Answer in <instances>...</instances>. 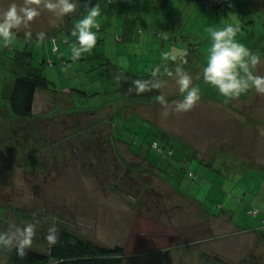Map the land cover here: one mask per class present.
I'll list each match as a JSON object with an SVG mask.
<instances>
[{"label":"rangeland","instance_id":"rangeland-1","mask_svg":"<svg viewBox=\"0 0 264 264\" xmlns=\"http://www.w3.org/2000/svg\"><path fill=\"white\" fill-rule=\"evenodd\" d=\"M134 1L139 2V0H128L131 3ZM197 1L203 8H198L193 15H187L183 18V22L176 23L177 30L172 35L162 29L166 18L163 13L154 15L159 19H153L150 13H146L145 17L140 18L144 28V41L155 33L159 40L169 36L170 39L165 38V40L173 43V49L175 47L184 49L185 44L189 45L193 40L196 42L194 44L196 48H193L190 55L197 60L198 67L202 70L206 64L203 60L207 58L211 45L210 34L207 31L209 26L233 24L239 29L236 39L261 56V63L257 65L256 73L264 75V0H249L250 4L233 0V6L222 12L215 8L209 10L203 0H193L192 4L195 5ZM17 2H22V0H17ZM98 4L102 11L101 16L97 18L99 28L93 29L97 32L96 48L109 51L106 56L110 58L106 61L100 58L95 59L96 55L100 56L96 53L92 60L86 62V67L71 61L64 68L61 63L62 57L58 53L52 57L57 61L56 66L63 69L62 76L55 74L52 70L54 68L44 66L49 79L54 82L55 87L59 86V89L84 88L87 86L85 82H88L89 96L83 93L86 100L77 104L78 111H68L69 113L66 112V114L52 118L39 119L37 117L16 120L10 117L6 106H3L1 101L3 98L1 96L4 94L2 88L5 79L12 80L14 83L16 75L14 67L9 68V61H12L17 52L12 50L13 44L19 43L18 40L22 39L14 37L12 44L0 45V105L3 106L0 108V231L7 230L13 223L23 226L39 221L36 228L37 235L33 239L31 248L48 251L50 244L46 236L49 227L55 225L59 236L63 226H68L90 237L99 245H122L125 248L124 264H163L160 258H150L152 256L149 254L157 253L156 250L144 251V244H146L145 247L149 244L144 243L141 237L144 238V232L148 235L153 234L152 232L158 235L161 228L168 226L170 222L174 236L173 241L167 240V244L179 243L178 237L181 236L186 241H191V237H195L193 233L199 231L198 222L192 217L194 215L197 217L194 211L197 203L192 198L179 195L165 186L162 187L148 180L149 176L145 174L149 172L145 165L147 161L144 160L146 166L144 167L140 162L143 157L134 156L131 152L141 151L148 161L156 165L160 164L162 176L165 174L167 177H172L174 184L180 187L181 191L203 201L211 212L221 214L230 211L232 213V216L229 214L228 218H223L225 221L214 225L212 232L214 247L218 244L222 249H228L229 264H264V237H262L264 234V123H255L254 126L250 122L252 124L250 125L251 119L244 120L241 117L243 112L244 114L252 113L253 110L261 111V115H264V94H259L252 89L250 91L252 99L250 97L241 98L238 102L232 103L235 114L230 111L231 115L226 109L223 110L224 103L212 102L209 105L202 100L192 110L177 113L173 111L174 102L182 99V96L179 91L173 92L172 90L168 92L177 94L168 96L169 103L166 106L155 100L154 103L141 104L140 101L121 108L122 98H120L114 100V106L118 109L116 112H113L109 104L100 108L99 111L88 112L92 104L94 105L109 94L107 89L103 88L101 78L94 77L93 72H88L87 69L93 66L97 68L104 66L130 71L128 66L123 64L129 55L138 54V57L134 59L141 61L144 58L142 66L146 72L153 67L148 62L158 57L164 60L162 53L167 50L166 48L159 52L144 47L142 51V47H139L137 48L138 53H129L128 42L122 34L124 29L117 28V25L120 26L127 21L120 19V22L116 23L113 19L111 22V15L106 12V9L112 7L113 0H99ZM40 10L43 12V17L36 18L39 22L36 24L33 21L30 25L38 26L46 19L52 26L65 21L43 6ZM51 14L54 19L50 20ZM145 20L146 24H144ZM68 24L70 26L68 30L72 34L75 23L68 22ZM182 26L185 27L184 33L180 31ZM117 36L123 39L120 41ZM74 38L76 42V37ZM68 46L72 47V42ZM31 48L34 47L31 46ZM39 48L37 47L34 52L36 53ZM50 48L47 43L43 50ZM62 48L65 54L63 58L68 59L70 54L66 51V45ZM91 51L95 52L93 49ZM44 53L47 52L44 51ZM83 55L85 58H91L93 54L90 52ZM108 60L112 64H107ZM199 72H201V86L205 88L206 83L203 81L202 71ZM92 83H96L108 95L106 93L92 94L94 88H97L90 85ZM201 86H199L200 89ZM109 90L111 94L112 91ZM210 90L218 93L212 86ZM58 95L65 96L63 92ZM111 95L116 97V94ZM121 95L124 97L125 93ZM47 97L51 98L44 92H39L36 112L46 109L44 100ZM98 98L100 99L97 100ZM4 99L7 98L4 96ZM60 101L72 106L66 98ZM206 110L218 111V113L221 111L222 114L217 115L218 120L212 119L207 117ZM122 116H135L134 123L130 124L127 118L123 119ZM144 116L154 119V122L161 124L160 126L169 133L170 141L165 142V145L166 149L173 148L172 156L165 152L164 154L159 153L152 148V142L155 139L161 141L162 137L152 131L151 126H144L140 122ZM240 117L241 120H238ZM128 120L131 119L128 118ZM259 125L260 130L258 131L256 128H259ZM96 126L100 131L98 133H95V129V132L90 129ZM115 130L122 140L114 136L116 135ZM229 131L232 133H228ZM255 131L258 133L256 134ZM259 135L261 140L256 143ZM98 137H101V140ZM112 137L116 143L114 144L116 149L109 144ZM12 140L15 142L10 143ZM123 140L131 147V151L128 150ZM226 142L235 148L239 160L230 156L225 162L216 160L217 165L207 166L204 160L210 159V155L207 156V154L214 151H210L212 144L216 143L220 148ZM257 145H261V148H256ZM219 154H225V152L219 151ZM235 163H239V168ZM187 168L198 173L204 182L192 179L188 175ZM105 190L111 191L112 195L106 196ZM100 194L106 196L105 203L109 202L107 206L111 210L102 209L98 214L94 205L96 202L103 201ZM254 207L261 210L260 215L254 216L250 213ZM121 208H124V211ZM113 209L120 213V218L122 217L120 224L116 223L115 219V225L111 224L107 219L109 218L108 212L113 213ZM122 212L130 213V218L125 214L130 221L132 217L135 222L142 219L141 228L144 227V214L154 219L162 217L164 221L148 222L147 229L144 230L135 223L129 225V220L124 223L125 216L121 215ZM231 217L235 220L233 221ZM133 225L139 229H135L132 235ZM225 230H228L227 233ZM179 248L180 246H174L172 250H181ZM9 249L0 247V264H12L7 258L6 252ZM213 255L220 256V252L213 251Z\"/></svg>","mask_w":264,"mask_h":264},{"label":"crops","instance_id":"crops-1","mask_svg":"<svg viewBox=\"0 0 264 264\" xmlns=\"http://www.w3.org/2000/svg\"><path fill=\"white\" fill-rule=\"evenodd\" d=\"M10 2H11V0H0V10L6 9ZM113 3L114 4L112 5V7H110V8L108 7L106 9V12L110 13L111 22L113 21V19L116 23H119L120 19L121 20L124 19L127 21L124 24H120V26L117 25V28L119 29L121 27V29H124V32H122V34H124L123 38L126 39V41L128 42L127 49L129 51V53H138L137 48H139V47H142V49H143L142 51H144V47H147L148 50H152V51L157 50L159 52H162V51L166 50V48H167V50L165 52L169 53L170 55H175L177 57V60H175V61L171 60L170 58L168 60H162V58L158 57L154 61L148 62L149 64H152L153 67L151 68V70H148L146 72L144 71V67L142 66V60L144 61V58L141 61H136L134 59V58L138 57V54L129 55V57L127 58L126 62L123 65H127L128 68L130 69V71H133L136 73H141L144 75H149V74H151L154 67L157 65L160 66L162 73L164 72L165 68H168L174 72L175 71L174 63H177V64H180L192 76L193 84L198 85L199 79L201 77V72H199V71H202V70L199 69L197 60L195 58H193L192 55H190V53H189V50L192 51L193 48L195 49L194 44L196 42H193V40H192L191 44H189V45L185 44L184 49H180V47H175V49H173L174 48L173 43L165 40V38L169 40L170 39L169 36H166L164 39L162 38L159 40L157 38V34H155V33L152 36L147 37L144 41V38H143L144 28H143L142 22H140V18L145 17L146 13H150V16L153 19H159L157 17L155 18L154 15L163 13L166 18L164 20V25H163L162 29H164L165 32H168L172 35V34H174V31L177 30V27L175 26V24L179 23L180 21L183 22V18H185L189 14L193 15V13L198 8H203L201 3H198V1H197L196 4L194 5V4H192L193 0H143L141 2L142 3L141 4L142 9L141 10L139 9V7H135L131 2H128V0H119V1L113 0ZM219 12H222V11L219 10ZM42 13L43 12L41 11V15L38 16L39 18L43 17ZM72 14L66 16L67 19H65V17H63V19L65 21L59 25L56 24V26H54V25L52 26L51 24H48L49 21L47 22V19H46L43 21V23H39L38 26L30 25L29 28H20V29L15 30V31H16V33L17 32L20 33L23 31V34H25L24 36L27 35L26 33H31V35H29V36H32L33 34H38L41 32H43V33H46V32L56 33V35H61V36L62 35L65 36V34L70 35L71 33L68 30V29H70V26H69L68 22L70 24L75 23L85 13L78 16V18H76L75 20L70 21V20H68V18ZM209 15H210V13H209ZM38 17H37V19H38ZM210 17H212V16H210ZM51 18L54 19V16L52 14H51V16H49L50 20H51ZM34 21L36 24L39 22V20H36V18ZM146 23H147V21L144 22V24H146ZM180 31L182 33H184L185 27L182 26L180 28ZM67 33H69V34H67ZM72 37H74V36L72 35ZM123 38L122 37L118 38V40L121 41ZM194 40H196V39H194ZM150 43L153 44V46H151ZM72 44H74V42ZM71 49H72V47H70L68 45L66 46V51L69 54H71ZM98 51H101V52H98ZM90 52H87V53H90ZM108 52L109 51H107L104 48L102 50H97V48H96V52H94V53L99 54L100 56L97 55V57L100 58V57H105L106 55H108L107 54ZM64 55H65L64 52H62L60 56L63 58ZM82 59L83 60H80L79 61L80 63L78 62L77 65H80L81 61H83L84 67H86V65H85L86 59H89V58L85 59L84 57H82ZM158 61H161V62L158 63ZM184 61H187V63H184ZM11 69H13V67H11ZM90 70H93L92 74L94 77L101 78V80L103 82L102 86H103V88L107 89L108 93H110L109 89H111V91L114 92L119 88L120 83H121V75H120V72L116 69V67L113 68V67H104L103 66L101 68H97V67L91 68ZM195 70L198 71L197 72L198 74L196 73ZM55 71L60 76H62L63 69L57 67L55 69ZM255 71H256V69H255ZM160 78L162 80L167 81V83L162 88H160V94L165 95L166 98H168V96H175L177 93L172 94V92H168L169 90H172L173 92H178V87L174 83V78L167 76L166 73L164 75H162ZM7 85L9 88L7 87ZM85 85L89 86L88 82H85ZM90 85L97 87V88H94V91L92 94H94V93H104V94L106 93L107 94V92H103L97 86L96 83H92ZM110 85H113V86L111 88H108ZM87 86L84 88L87 89L88 88ZM93 86H91V87H93ZM13 87H14V83H12V80L8 81L7 79H5L4 85L2 88V91L4 92V94L1 96V97H3V98H1L2 99L1 101H7L10 99L12 92H13ZM85 89L82 90L83 93H86L87 96H89L88 91L87 90L85 91ZM251 90H249L246 94H243V96H241L240 98L235 99V100H231L230 102H227V103L225 102V99L220 100V101H213L212 99L207 98V96L201 90V100L204 101L205 104H209V105H211L212 102H222V103H224L222 105V106H224L223 110L226 109L227 112L230 114V111H232V113H234V111H233L234 108H233L232 103L238 102L241 98H244V99H246L248 97H250L251 99L253 98L252 95L250 94ZM65 91H68V93L67 94L63 93V95H65V96L60 97V95H58L60 93H58L57 91L38 89L37 93H36V97H35V109L37 106V96H38L39 92H44V94L51 96V98L47 97V99L44 100V102L47 106L45 110H40L41 112H38V111L36 112L34 109L35 118H37V117L39 119L40 118H50V117L52 118V117L60 116V114H64V113L66 114V112H68V111H66V109H69V108L71 109L74 106L77 107L78 103H80L82 100H86V99H84L83 93H82L83 98H81L80 96L71 98L70 95L72 93L76 92L73 90V88L66 87ZM4 96L7 99H4ZM65 98L72 103V106H69L66 103H63L60 101V100L64 101ZM99 99L100 98H98L97 100H99ZM103 100L105 101L106 97L103 98L102 100H99L98 102L103 101ZM38 101H40V99H38ZM154 101L155 100L150 101V102L154 103ZM121 103H122L121 104V108H122V107H124V103H123V101ZM146 103H148V101L141 102V104H146ZM107 104H109V106H112L113 112H116L118 110L114 106V101L107 103ZM125 105H127V104H125ZM3 106H5V105L3 104ZM105 106L106 105H104L103 107H105ZM1 107L2 106L0 105V108ZM54 108H56V109H54ZM52 109H54V110H52ZM99 110H100V108L94 110V106L91 105V110H89L88 112L93 113V112H96ZM207 112H208V113H206L207 117L209 116L212 119H217V120H218L217 115L222 114L221 111H219V113H218V111H213V110H210ZM252 113L247 112V113H245L246 114L245 115L243 112L241 117L244 120L246 118H249V120L251 119V121H249V123L251 122L252 124H254V126H255V123H259V122L264 123V115H261V111L259 112L258 110H253ZM208 114H210V115H208ZM9 116L13 117L11 115H9ZM122 117H123V119L127 118L126 120L130 124L134 123L133 119L135 116H130V117L122 116ZM241 117L238 120H241ZM13 118H15L16 120H21L18 117H13ZM128 118L131 120H128ZM140 122L143 123L144 126L145 125H148V127L151 126L154 130L164 129L160 126L161 124L158 125L156 122H154V119H151V118L146 117V116H144V119L143 120L141 119ZM251 123H250V125H252ZM241 125H244V124L241 123ZM240 128H243V127H240ZM90 129H92L93 132H95L94 131V129H95L96 130L95 133L100 132L97 130V126L91 127ZM243 129H245V128H243ZM256 129L259 131L260 125H259V128L257 127ZM258 131H255V133L257 134ZM115 132H116V135H114V136L117 139L122 140L121 138H119L117 136L118 132L116 130H115ZM228 133H232V131H229ZM260 133L261 132H259V134ZM237 135H238V133L236 134V136ZM68 139H69V137H68ZM98 139L101 140V137H98ZM260 140L261 139H260V135H259L256 139V143L259 142ZM14 142L15 141L12 140L10 143H14ZM61 142H63V141H61ZM124 142L128 146V150L131 151V147L128 145V143L126 141H124ZM69 143L70 142H68V144ZM227 143H229V142L224 143L223 146H221L220 148H218V144H216V143L212 144L210 151H213V150L214 151L211 154H207V156L210 155L209 160L208 159L204 160V162L207 166L217 165L216 160L217 161L220 160V162H225V160L228 159L230 156H234V157H236V159L239 160V158H238L239 155L236 152L235 148L231 144H227ZM109 144L111 147H114V149H116V147L114 146V144L116 145V143L114 142L113 137H112V141H109ZM258 147L261 148V145H257L256 148H258ZM219 151L225 152V154H219ZM131 152L134 154V156L139 155L141 158L143 157L142 160H140V162L143 165H144V160H145V162L147 161V163H145V165L147 166V169L149 170V172L145 173V174L147 176H149L148 180H150L151 182H155L156 184H160L162 187L165 186L170 191H175L179 195H184L186 197L192 198V199H194V202L197 203V204H195L196 208L194 209L195 214H197V217H196V215H194L195 217L194 216H192V217L194 218L195 221L197 220V222H198L197 226H198L199 231H197V233H193L195 235V237L194 238L191 237V239H190L191 241H186L183 238V236H181V237H178L179 243L174 242L175 243L174 244V243L170 242L167 244V240L171 239V241H173L172 239L174 236L173 235L174 231H173L172 227H170V225H171L170 222H168V226L161 228V232L158 233V235H156V233H154V232H152L153 234H150V235H148L144 232V238L141 237V239H142V241H144V243L148 242L147 244H149L148 247H145L146 244H144V251H155V250L157 251V253H150L149 255L152 256L150 258H154V257H156L158 259L160 258V261L162 259L163 264H166V260H167L166 258L168 256L171 257L172 264H223L224 259L227 261V259H229L228 249L227 248L222 249V247L218 246V244L216 247H214V244L212 242V239H213L212 232L214 230V228H213L214 225L219 224L220 221H225V219L223 220V218H228V215L232 214V213L227 212V211H225V213H221V214L211 212L210 208H208L206 205H204L203 201L181 191L180 187H178L176 184H174V182H173L174 180L172 177H167L165 174H163L164 176H162L161 175V173H162L161 169L159 168L160 167L159 163H157V165H156L153 162L148 161V159L145 156H143L141 151H138V152L131 151ZM145 165H144V167H146ZM235 165H236V167H238L239 163L238 164L235 163ZM166 166L169 167V165H167V164H166ZM109 194L112 195V192L109 190H105V195L111 196ZM99 196L101 198H103V201L102 202H96V205H94L96 212L99 214L102 209L111 210L107 206V205H109V202H108V204L105 203L106 201L104 199L106 198V196H103L102 194H100ZM164 197L168 198L165 195H164ZM104 204H106V205H104ZM198 204H199V206H198ZM121 209H122V211H124V208H121ZM129 210H131L130 207H129ZM108 213H109V218H107V219H108L109 223H111V224L113 223L115 225L114 219L116 220V223L120 224V222H122V217L120 218V216H119L120 213H118L116 209H113V213H112V211H109ZM130 213H131V211H130ZM130 213H126V212L121 213V215L125 216V221H123V222L125 223L127 220H129V222H128L129 225H130V223H132V224L135 223L136 226H139L141 228L142 219L137 220L135 222L133 217H132L131 221H130V219H129L131 217ZM125 214L129 215V218H127ZM223 216H225V217H223ZM97 217H99V216H97ZM160 220L164 221V219L162 217H160V219L159 218L154 219V218L144 214V227L141 229H144V230L147 229L148 222L160 221ZM136 226L135 227H134V225L132 226L133 227V230H131L132 235H133V231H136L135 229H139L138 227L136 228ZM110 228H112V227L110 226ZM225 231H226L225 233H227L228 230H225ZM257 231L262 232V230H257ZM263 232H264V230H263ZM76 233L82 237H86V238L91 239L90 237H88L86 235L80 234L78 232H76ZM227 235L225 237H227ZM136 239H138V238H136ZM154 244H157V245H154ZM174 246L175 247L180 246L181 250H178L180 253H177L178 251L172 250L174 248ZM213 251L220 252V256L213 255ZM221 256H223V257H221ZM219 260H221V261H219Z\"/></svg>","mask_w":264,"mask_h":264},{"label":"clouds","instance_id":"clouds-1","mask_svg":"<svg viewBox=\"0 0 264 264\" xmlns=\"http://www.w3.org/2000/svg\"><path fill=\"white\" fill-rule=\"evenodd\" d=\"M41 5L57 17L63 18L77 10L78 0H22V2L11 0L6 9L0 10V45L12 44L16 35L15 30L22 26L29 28L31 22L41 15ZM101 11L98 3L91 5L75 22L72 29V35L76 37L71 49L73 59L80 58L83 53L90 52L95 47L97 32L93 29L99 28L97 18L101 16ZM207 31L210 34L211 45L206 64L202 68L204 83L215 88L225 98L226 103L240 98L251 89L264 94V75H259L255 71L257 65L261 63V56L236 39L239 29L233 24H224L209 26ZM37 35L41 40L45 37L43 32ZM162 57L164 60L169 58L177 60L175 55L167 52L162 53ZM165 73L174 78V83L182 96V99L174 102L173 111L181 113L192 110L201 100V89L193 84L192 76L180 64L175 65L174 72L165 68L163 73L159 65L155 66L149 79L133 80L129 91L134 90L139 95L145 91L160 89L167 83L160 78ZM155 99L161 105L166 106L169 103L163 94H158ZM38 223L39 221H36L23 226L10 224L7 230L0 231V247L15 249L20 257H24L37 235ZM46 240L50 245L57 244L55 225L49 227Z\"/></svg>","mask_w":264,"mask_h":264},{"label":"trees","instance_id":"trees-1","mask_svg":"<svg viewBox=\"0 0 264 264\" xmlns=\"http://www.w3.org/2000/svg\"><path fill=\"white\" fill-rule=\"evenodd\" d=\"M143 0H139V2L134 1L132 4L135 7H139L142 9V2ZM206 8L212 9L215 8L216 10L225 11L227 8H231L233 6V0H220L221 2L214 3L211 2L210 5L206 4L207 1L211 0H203ZM243 4H250L249 0H240ZM99 2V0H78L77 10L68 18V20L73 21L78 16L86 12L87 7L91 5H95ZM139 4V5H138ZM138 5V6H137ZM69 34V33H67ZM22 35V36H21ZM22 32H17L15 37H21L22 40H18L19 43H14V47L12 48L13 51H17L16 55L13 56L12 61H9V68L14 67L15 72V81L13 92L9 100L2 101L3 104L6 106L8 110V114L13 117H18L20 119H34L35 118V97L38 89H46L49 91H57L58 93H68L65 91L66 88H58L59 86L55 87L54 82H52L47 73L46 69L44 70V66L48 65L52 70L55 71L57 68V61L54 57L58 53L61 55L63 52V46L69 45V43L74 42V37L72 35H56V33L46 32L45 37L43 40L38 38L37 34H33L32 36H24ZM121 38L120 36H117ZM203 40V38H199ZM17 40V39H16ZM49 44L51 47L50 49L43 50L45 44ZM75 43V42H74ZM201 43V42H200ZM34 47V48H31ZM96 46V45H95ZM195 46V45H194ZM37 47H40L36 53L34 52ZM196 48V47H195ZM96 52V47L93 48ZM193 50V49H192ZM46 51L47 53H44ZM92 52V57L88 60L82 54L80 58L73 59L72 54H70L69 58H62L61 63L64 68L67 66L71 61L72 62H79L83 60L82 57L86 59V62L92 60L96 55L94 51ZM191 50H189V53ZM48 55V56H47ZM97 56V55H96ZM50 57V59H48ZM96 57L95 59H97ZM110 57H100L101 60L109 59ZM204 62L206 61L203 60ZM203 62V63H204ZM13 63V64H12ZM107 64H112L110 60L107 61ZM55 65V67H54ZM80 65H83V61ZM43 66V67H42ZM95 68V66H93ZM116 69L120 72L121 75V83L119 88L111 92V94H116V97L112 96L110 93L106 96V100L100 101L95 103L94 110L98 108H102L107 103L113 102L114 100H119L122 98V101L125 104H135L137 102H144V101H153L156 100L155 97L160 94V89H152L151 91H145L141 94H136L135 91H129V87L132 84V81L135 79H149L151 74L144 75L141 73L131 72L127 70L120 69L116 67ZM89 70L88 72H93V70ZM55 74H58L55 71ZM199 79L198 85L201 86ZM85 88H73L74 93L70 96L82 97V93ZM87 89H85L86 91ZM201 90L207 96V98L212 99L213 101H220L225 99L221 94L215 93L210 90V86L208 84L205 85V88L201 86ZM125 93L123 97L121 93ZM121 96V97H120ZM243 96V95H241ZM108 100V101H107ZM3 107V106H2ZM1 107V108H2ZM79 107H73L66 109V111L73 112L78 110ZM144 125V124H143ZM152 131L158 133L162 138L161 141L155 139L151 146L159 153L164 152L172 156L174 151L171 147L170 149H166L165 142H169L168 139L169 133L165 129L154 130L151 128ZM150 131V130H149ZM161 148L162 151L158 150L154 147V144ZM188 175L190 176V172L193 171L198 177L192 179L200 180L201 183L204 182V179L200 177L198 173L194 170L187 168ZM257 209L258 212L255 214L253 211ZM224 211V210H223ZM230 212V211H227ZM225 213V212H224ZM250 213L254 216L260 215L261 210L257 207L251 209ZM232 216V214H230ZM233 221L235 220L234 217ZM264 221V217H263ZM236 222V221H235ZM237 225L239 223L236 222ZM264 237V234L262 235ZM125 248L122 245H113V246H102L94 242L93 240L82 237L77 234L72 228L68 226H63L58 236V242L55 245H50L48 251H40L33 248H30L26 251V255L24 257H20L15 249H9L7 253V258L12 264H124V254ZM254 256V255H253ZM255 258V257H253ZM166 264H172L171 257L168 256L166 258ZM221 261V260H219ZM223 263L229 264L228 261L224 259Z\"/></svg>","mask_w":264,"mask_h":264},{"label":"built area","instance_id":"built-area-1","mask_svg":"<svg viewBox=\"0 0 264 264\" xmlns=\"http://www.w3.org/2000/svg\"><path fill=\"white\" fill-rule=\"evenodd\" d=\"M211 2H214V3H218L219 4L221 1L220 0H211V1H207L206 4L210 5ZM154 147H156L158 150L162 151L161 148L157 145V143L154 144ZM190 176H192L193 178H197L198 177L193 171L190 172ZM257 212H258L257 209H255L253 211V213H255V214Z\"/></svg>","mask_w":264,"mask_h":264}]
</instances>
